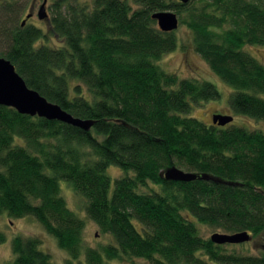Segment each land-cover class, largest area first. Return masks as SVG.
Masks as SVG:
<instances>
[{
  "label": "trees",
  "instance_id": "1",
  "mask_svg": "<svg viewBox=\"0 0 264 264\" xmlns=\"http://www.w3.org/2000/svg\"><path fill=\"white\" fill-rule=\"evenodd\" d=\"M21 2L0 0V56L28 86L93 125L0 105V214L37 218L69 252L64 264L124 257L264 264V130L189 115L221 91L158 63L178 37L152 17L187 10L181 22L193 30L195 50L234 88L231 108L260 121L264 63L245 46L264 45V0H54L47 29L29 19L22 25ZM110 166L123 173L114 182ZM172 166L198 177L166 179L162 171ZM62 180L86 198L88 216L113 241L84 246L86 223L61 194ZM196 221L247 231L252 238L239 244L261 241L259 252L229 250L203 237ZM6 240L0 231V243ZM40 243L16 235L15 258L4 264H58Z\"/></svg>",
  "mask_w": 264,
  "mask_h": 264
},
{
  "label": "rangeland",
  "instance_id": "2",
  "mask_svg": "<svg viewBox=\"0 0 264 264\" xmlns=\"http://www.w3.org/2000/svg\"><path fill=\"white\" fill-rule=\"evenodd\" d=\"M22 1L23 3H21L22 5L24 4L25 10L20 17V20L25 18L26 14L32 11L34 12V15L29 18V22L47 29V26L49 25L48 19H40L38 16V11L44 0ZM53 2L54 0H48L47 2V11L50 17L52 15ZM135 7H137V5ZM172 11L176 12L175 10ZM177 14L179 16L180 23L174 32L178 37V46L175 50L165 53L158 63L162 65L167 71L176 72L181 77H196L202 80H209L215 83L221 91V97L195 104L189 115L196 116L207 123H211L212 117L216 113L230 114L234 116V120L232 121L233 123L244 125L248 128H259L264 130V120H256L241 113H237L231 108L230 96L234 91V88L229 83L220 78L213 71L207 60H205L195 50L193 42V30L188 26V24L181 22V19L184 17L189 19L190 15L188 11L185 10L182 14ZM245 49L250 51L254 56L264 63V45L249 44L245 46ZM20 142L22 141L20 140ZM107 173L112 177L113 182L118 176L123 174L122 170L116 166H110L107 169ZM61 194L66 199L69 208L75 211L79 217L85 220L86 225L83 230V243L85 247L98 248L107 242L113 241L111 236L102 233L99 226L88 216L85 209L86 198L77 193L72 185L64 180L61 181ZM196 222L199 226L200 234L205 238L211 237V235L215 232H223L220 229L202 224L198 221ZM0 231L5 232L7 235V240L0 243V264L10 262L15 258L12 239L16 235L37 236V238L40 239L41 248L47 251L51 255L52 259L58 264H64L66 259L70 257L69 252L58 245L57 238L51 235L34 216L28 215L20 218H14L7 214H0ZM256 241V239H253L252 242H249L246 245L243 244V246L239 243H228L229 245H227V247L229 250L234 248L237 251L244 250L245 252L256 254L259 252L258 247L261 244V241L260 243H257ZM82 259H85V257L82 256ZM134 263L149 264L144 259L140 258H136ZM134 263L125 257L120 259H106L105 261V264Z\"/></svg>",
  "mask_w": 264,
  "mask_h": 264
},
{
  "label": "water",
  "instance_id": "3",
  "mask_svg": "<svg viewBox=\"0 0 264 264\" xmlns=\"http://www.w3.org/2000/svg\"><path fill=\"white\" fill-rule=\"evenodd\" d=\"M180 1L187 4L191 0ZM47 2L48 0H44L40 6L38 11L40 19L49 17ZM33 15L34 12L32 11L27 13L22 25H25L27 20ZM152 17L157 20L159 27L163 31H174L180 23L178 14L172 10L157 11L153 13ZM0 105L13 107L24 114L58 119L86 130H90L93 125L92 120L75 117L58 103L48 100L39 91L28 86L25 78L17 71L15 64L3 56H0ZM233 120L234 116L230 114L216 113L213 115L214 123L220 125L228 124ZM162 176L169 180L191 181L196 179L198 174L172 166L162 171ZM202 178L207 177L202 175ZM251 238L252 236L247 231L235 233L215 232L211 235V239L218 244L243 243Z\"/></svg>",
  "mask_w": 264,
  "mask_h": 264
}]
</instances>
